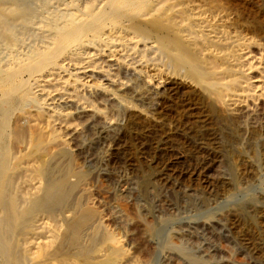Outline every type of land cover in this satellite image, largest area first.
<instances>
[{
	"label": "rangeland",
	"instance_id": "rangeland-1",
	"mask_svg": "<svg viewBox=\"0 0 264 264\" xmlns=\"http://www.w3.org/2000/svg\"><path fill=\"white\" fill-rule=\"evenodd\" d=\"M151 3L158 9L154 8L155 12L150 17L161 14L163 22L173 27L172 32L191 41L193 50L198 51L199 57L209 66L218 70L231 69L229 75L232 74V78L227 74L223 81H214L212 88L217 86L215 91L218 93L211 91L213 95L222 91L221 94L224 92L223 95L230 96L224 107L227 106L225 111L235 119V127L239 128L238 135L224 131L210 122L195 93L199 86L186 77L183 71L173 72L161 64H157L160 75L173 88L155 99L146 97L143 101L131 94L132 101L138 108L151 117V123L143 121V118L141 120V114L135 112L132 115L135 120L131 124L122 115L118 121L119 126L105 127V130L97 125L85 124L89 115L84 114L111 115L105 96L97 94L93 87L102 83L105 85L110 80L125 84L130 81V75H113L110 67H103L101 75H93L89 71L81 73V69L77 68L80 63H72V66L69 63V69L67 67V70L60 72L58 77L63 75L62 79L67 78L69 81L76 75L80 82L85 81L87 85L62 87L58 83H46L45 88L52 89L56 86L53 88L55 91L60 89L59 92H66L69 97L67 102H55L57 116L51 118L38 114L37 106L41 110V103H44V96L38 95L36 101L27 104L24 113L18 117L13 115L15 118L12 116V124L27 127L26 124L34 122L47 141L53 139L66 142L72 152L74 164L84 170L85 177H88L85 178L84 185L90 189V203L102 212L105 226L117 233L130 254L134 253V238L138 235L133 222L136 216L123 214L121 203L116 197L120 193L126 194L128 201L131 199L133 203L147 206L148 212L155 217L170 214L168 221L160 223L161 232L152 237L153 242L160 241L170 232H176L182 245L191 247V251H196H192L194 254L205 256V262H199L178 251L162 248L153 255L151 264H264V236L260 233L257 235L258 229L251 223L254 221L264 224V160L249 152L244 140L249 132H254L259 139L264 138V2L152 0ZM146 41L152 42L151 39ZM95 43L97 42L92 40L80 47V50L92 51L96 47ZM142 69L147 75L155 72V68L151 66ZM23 74V78H29L28 74ZM218 103L220 101L216 100L217 111L219 109L220 112L222 104ZM74 107L85 109L88 113L77 114L71 111L65 114V111ZM192 120L195 122L190 123ZM157 125L164 126L165 132L163 127L158 128ZM79 132L81 138L78 140ZM234 141L240 142H237L240 145L244 143L247 150L243 155L232 151L230 158L228 157L238 179L236 184L231 185L227 182L229 170L223 152ZM9 142L14 149L11 151L20 162L22 159L20 166L26 174L24 177L22 172V179L25 181L20 180L25 183V188H31L28 186H33L35 182L31 178L38 161L34 160L32 154L30 156L31 145L28 138L25 141L12 136ZM258 147L259 155H264V145ZM145 177L148 182L144 186L142 182L146 180ZM250 195L255 197L256 203L262 199L263 206L258 202L260 207L251 208L246 203ZM243 205H246V209H243ZM238 209L240 213L237 214ZM209 213L211 218L207 216ZM225 213H228L227 216ZM248 214L251 222L246 216ZM114 215L118 219H124L119 221L113 218ZM242 228L245 230L244 235Z\"/></svg>",
	"mask_w": 264,
	"mask_h": 264
},
{
	"label": "bare ground",
	"instance_id": "bare-ground-1",
	"mask_svg": "<svg viewBox=\"0 0 264 264\" xmlns=\"http://www.w3.org/2000/svg\"><path fill=\"white\" fill-rule=\"evenodd\" d=\"M151 2L152 0H0V264H151L153 255L162 248L205 262V256L194 254L196 251L192 250L193 253L191 247L179 242L176 232H170L160 241L153 242L152 237L161 232L160 223L168 221L170 214L155 217L148 212L147 206L133 203L131 199L128 201L126 194L120 193L116 197L121 203L123 214L136 216L133 222L138 235L134 238V253L130 254L117 233L107 229L102 212L90 203V189L84 185L85 178L88 177H85L84 170L74 164L72 152L66 142L53 139L47 141L34 122L22 127L13 125L11 120L13 115L18 117L24 113L27 104L36 101L38 95L44 96L41 110L37 106L38 114L51 118L57 116L55 102H67L69 97L66 92H59L60 89L55 91L53 88L56 86L49 89L44 85H87L85 81L80 82L76 75L71 81L62 79L63 75L58 77L60 72L67 70V67L69 69V63L71 66L72 63H80L77 68L81 69V73L89 71L93 75H101L103 67H110L113 75L129 74L130 81L117 84L110 80L105 85L102 83L93 87L97 94L105 96V103L111 110L109 117L102 113L93 117L79 107L65 111V114L71 111L77 114L87 112L88 114H84L89 115L85 124L97 125L103 129L118 125L121 115L131 124L135 120L132 116L135 112L141 114V120L143 118V121L151 123V117L138 108L132 101L131 94L141 100L146 97L155 99L172 89L160 75L157 64H161L173 72L183 71L186 77L199 86H196L198 89L195 93L210 122L224 131L238 135L239 128L235 127V119L225 111L227 106L224 107L230 96L219 91L218 97L211 91L217 89V86L212 88L214 81H223L227 74L232 78V74L229 75L231 69L218 70L211 65L210 67L199 57L198 51L193 50L191 41L172 32V26L163 22L161 14L156 13L160 18L158 15L150 17L157 7ZM149 39L152 40L151 43L146 41ZM92 40L97 42L92 51L80 50V47ZM148 66L155 68L151 75H147L142 69ZM23 73L28 74L29 78H23ZM150 91L153 95L149 94ZM216 100L222 104L220 112L219 109L217 111ZM157 126L165 130L164 126ZM79 134L80 132L76 134L78 140L81 138ZM12 136L25 141L28 138L31 145L28 152L38 161L31 178L35 181L33 186H28L26 181L31 188H25V183L22 182V159L20 162L11 151L13 148L9 140ZM244 140L250 150L248 151L264 160V155H259L257 151L260 150L259 145H264V138L259 139L254 132H249ZM237 142H232L223 152L229 170L227 182L231 185L236 184L238 179L233 173L230 155L232 151L243 155L247 150L244 143L240 145ZM25 174L24 172V177ZM147 182L146 179L142 183L145 186ZM258 202L263 206L262 199ZM246 203L251 208L258 206L253 195L248 197ZM246 205H243V209L249 207ZM239 209L242 210L241 207ZM246 216L249 220V214ZM113 218L119 221L124 219H118L116 215ZM251 223L258 229L257 235L260 233L264 236V224L254 221ZM244 231L243 229V235Z\"/></svg>",
	"mask_w": 264,
	"mask_h": 264
}]
</instances>
